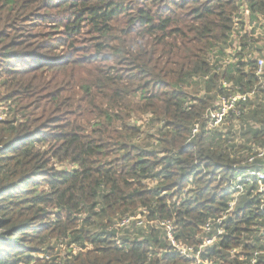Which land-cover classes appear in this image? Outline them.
<instances>
[{
	"label": "trees",
	"instance_id": "trees-1",
	"mask_svg": "<svg viewBox=\"0 0 264 264\" xmlns=\"http://www.w3.org/2000/svg\"><path fill=\"white\" fill-rule=\"evenodd\" d=\"M262 39L264 0H0V264H264Z\"/></svg>",
	"mask_w": 264,
	"mask_h": 264
},
{
	"label": "built area",
	"instance_id": "built-area-1",
	"mask_svg": "<svg viewBox=\"0 0 264 264\" xmlns=\"http://www.w3.org/2000/svg\"><path fill=\"white\" fill-rule=\"evenodd\" d=\"M257 65H258V71L257 74H261L262 70L264 69V58H259L257 61ZM238 98H242L243 100L247 99V95H241V96H230L229 99H225L223 102H225L227 100V102L225 103L226 105L224 106L223 110L221 113H217L214 112L211 114V118L216 120V124L220 123L222 121V119L225 117V115L228 113L229 109L234 107V104L236 103V101L238 100ZM253 159V158H251ZM250 175L255 176V179H258V183L260 185V191L264 193V172L263 171H250L249 172ZM243 178L239 177L237 180V183L234 188L236 191V196L243 190V184L239 183L240 181H242ZM142 217V219H140ZM131 221H135L137 225L142 224L143 222H145V218L141 215L138 216H131V217H126L124 218L119 224H117L116 226H120V227H125L127 226ZM165 224V223H163ZM206 229L209 230L210 226L207 225ZM167 232H168V237L170 239H172L173 243H175L174 238H173V227L171 225L170 222H167ZM223 230H219V233H222ZM263 234H264V230H263ZM214 241V238H210L206 241L205 244H211ZM178 249H181L183 252L186 251V248H181L180 245H177ZM261 255L264 254V251L261 252H257L255 253V255Z\"/></svg>",
	"mask_w": 264,
	"mask_h": 264
},
{
	"label": "rangeland",
	"instance_id": "rangeland-1",
	"mask_svg": "<svg viewBox=\"0 0 264 264\" xmlns=\"http://www.w3.org/2000/svg\"><path fill=\"white\" fill-rule=\"evenodd\" d=\"M255 33L257 34V24H256V32H255ZM263 42H264L263 39L260 40V43H261L260 45H264ZM232 61H233V59H232V60H230V59H229V60H226L227 63H230V62H232ZM235 126H236V128H238L237 125H235ZM57 165H58V164H57ZM59 167H61V168H62V167H65V168L73 169V166H72V165H65V164H64V165H59Z\"/></svg>",
	"mask_w": 264,
	"mask_h": 264
}]
</instances>
